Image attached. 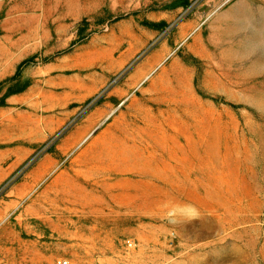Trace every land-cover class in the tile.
<instances>
[{
  "label": "rangeland",
  "instance_id": "rangeland-1",
  "mask_svg": "<svg viewBox=\"0 0 264 264\" xmlns=\"http://www.w3.org/2000/svg\"><path fill=\"white\" fill-rule=\"evenodd\" d=\"M60 260L264 264V0H0V264Z\"/></svg>",
  "mask_w": 264,
  "mask_h": 264
},
{
  "label": "built area",
  "instance_id": "built-area-1",
  "mask_svg": "<svg viewBox=\"0 0 264 264\" xmlns=\"http://www.w3.org/2000/svg\"><path fill=\"white\" fill-rule=\"evenodd\" d=\"M130 245H132V243L129 241L128 242ZM69 263V261H67V260H60V261H58V264H68Z\"/></svg>",
  "mask_w": 264,
  "mask_h": 264
}]
</instances>
